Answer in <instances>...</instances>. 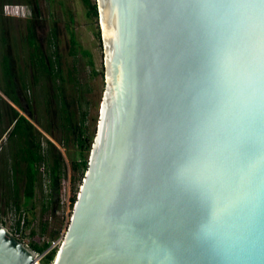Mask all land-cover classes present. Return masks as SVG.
I'll list each match as a JSON object with an SVG mask.
<instances>
[{
  "label": "water",
  "instance_id": "1",
  "mask_svg": "<svg viewBox=\"0 0 264 264\" xmlns=\"http://www.w3.org/2000/svg\"><path fill=\"white\" fill-rule=\"evenodd\" d=\"M98 6L102 116L55 264H264V0ZM39 255L0 222V264Z\"/></svg>",
  "mask_w": 264,
  "mask_h": 264
},
{
  "label": "rangeland",
  "instance_id": "2",
  "mask_svg": "<svg viewBox=\"0 0 264 264\" xmlns=\"http://www.w3.org/2000/svg\"><path fill=\"white\" fill-rule=\"evenodd\" d=\"M93 2L98 4V0ZM5 6L22 11L20 15H6ZM0 17L3 26V30L0 27L2 100L30 120L44 147L48 148V142L57 147L66 160L67 169L57 187L46 173V167H42L43 179L38 183L34 205L25 204V180L16 185L17 178L24 179L23 174L7 169L15 148L9 136L16 120L12 122L13 109L3 104L0 112V222L30 247L57 242L59 245L54 250L58 256L59 242L64 241L77 202L73 198L79 197L84 179L83 171L73 170V160L90 158L102 116L106 90L103 29L100 18L89 16L82 0H0ZM29 23L35 31L32 41ZM94 72L98 75L94 76ZM9 77L17 85L20 106L11 104L3 93ZM77 83L85 90L91 89L88 94L90 153H82L73 143L64 145L71 138V125L80 121ZM18 199L23 204L20 209L14 204ZM49 250L39 253V264H54L57 257L47 262Z\"/></svg>",
  "mask_w": 264,
  "mask_h": 264
},
{
  "label": "trees",
  "instance_id": "3",
  "mask_svg": "<svg viewBox=\"0 0 264 264\" xmlns=\"http://www.w3.org/2000/svg\"><path fill=\"white\" fill-rule=\"evenodd\" d=\"M84 5L88 9V15L92 18H99V6L97 2L93 0H82ZM30 20V19H29ZM28 26L30 33V40L32 41L35 37L34 26L32 23H29ZM74 42V38L72 39ZM87 55H91L90 52H85ZM44 61V60H41ZM47 67V66H45ZM98 72H94V76H97ZM11 77V76H10ZM9 77V78H10ZM26 87V85H25ZM78 92V113L80 121L76 124L71 125L70 134L71 138H68L64 145H70L73 143L79 151L86 153L92 149V140L90 137V130L88 127L89 116H90V105L89 95L91 89L85 90L81 84H76ZM5 96L15 105L20 106L21 101L17 93V85L14 83V79L10 78L5 89L3 90ZM5 106L12 108L11 105L2 100L0 96V112L1 108ZM13 109V108H12ZM14 117L12 122L16 120L15 126L12 129L9 142L15 145L14 150L10 156V161H8L7 169L13 173H20L24 176L16 179V185L18 182L25 180V196H26V205H34V200L36 196V189L38 183L43 179L42 167H46V173L54 181L55 186H59L64 175L67 174L66 169V160L64 159L62 153L57 149L52 142H48L49 146L44 147L42 139H40V134L34 125L27 119L25 116L19 115V113L13 109ZM89 168V159L78 161L74 158L73 160V170L80 172L83 171L84 177ZM84 181V179H83ZM16 188L19 187L17 186ZM18 190L16 193H18ZM78 198H73V201H77ZM14 203L17 208L22 207L20 199ZM34 209V208H33ZM52 244H46L44 247H40L36 244L32 246L36 251L44 252L48 248L50 249ZM57 257V251L52 250L47 255V262L55 261Z\"/></svg>",
  "mask_w": 264,
  "mask_h": 264
},
{
  "label": "built area",
  "instance_id": "4",
  "mask_svg": "<svg viewBox=\"0 0 264 264\" xmlns=\"http://www.w3.org/2000/svg\"><path fill=\"white\" fill-rule=\"evenodd\" d=\"M22 11V10H21ZM18 8L15 7H11V6H5L3 9V12L6 15H20L21 12ZM60 243V247L62 248V243H63V239L59 242ZM59 244L57 242H53V244L50 247L49 253L54 250Z\"/></svg>",
  "mask_w": 264,
  "mask_h": 264
},
{
  "label": "crops",
  "instance_id": "5",
  "mask_svg": "<svg viewBox=\"0 0 264 264\" xmlns=\"http://www.w3.org/2000/svg\"><path fill=\"white\" fill-rule=\"evenodd\" d=\"M3 17V16H2ZM2 17H0V27H1V29L3 30V26H2V24H1V20H2ZM1 97H2V95H0ZM7 100V99H6Z\"/></svg>",
  "mask_w": 264,
  "mask_h": 264
},
{
  "label": "bare ground",
  "instance_id": "6",
  "mask_svg": "<svg viewBox=\"0 0 264 264\" xmlns=\"http://www.w3.org/2000/svg\"><path fill=\"white\" fill-rule=\"evenodd\" d=\"M56 263V261L54 262V264ZM39 264V263H38Z\"/></svg>",
  "mask_w": 264,
  "mask_h": 264
}]
</instances>
